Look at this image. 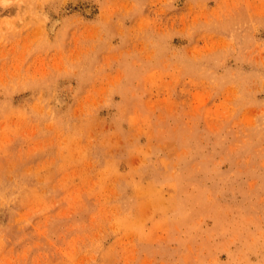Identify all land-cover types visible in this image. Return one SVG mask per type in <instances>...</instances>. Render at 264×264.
<instances>
[{"label": "rangeland", "instance_id": "1", "mask_svg": "<svg viewBox=\"0 0 264 264\" xmlns=\"http://www.w3.org/2000/svg\"><path fill=\"white\" fill-rule=\"evenodd\" d=\"M0 264H264V0H0Z\"/></svg>", "mask_w": 264, "mask_h": 264}]
</instances>
